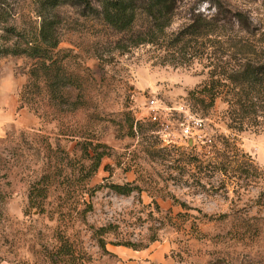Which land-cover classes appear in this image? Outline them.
Masks as SVG:
<instances>
[{"label":"rangeland","instance_id":"obj_1","mask_svg":"<svg viewBox=\"0 0 264 264\" xmlns=\"http://www.w3.org/2000/svg\"><path fill=\"white\" fill-rule=\"evenodd\" d=\"M220 1L264 48V0ZM89 2L0 0V106L37 119L0 135V264H264V130L196 91L202 63H158Z\"/></svg>","mask_w":264,"mask_h":264},{"label":"trees","instance_id":"obj_2","mask_svg":"<svg viewBox=\"0 0 264 264\" xmlns=\"http://www.w3.org/2000/svg\"><path fill=\"white\" fill-rule=\"evenodd\" d=\"M59 1L41 0V6L46 10ZM79 1L89 9V0ZM201 3L213 5L214 11L210 12L209 6L207 12L199 10ZM201 3L190 7L186 21L176 29L170 26L179 0H97L94 12L118 32H129L133 46L150 44L157 52L158 63H202L207 76L196 91L207 96L211 104L217 99L225 102L228 118L239 129L264 130V48L258 44L256 33L244 24L241 12L227 10L220 0ZM50 26L43 19L40 34L55 46ZM56 75L53 82L57 79L58 84ZM22 107L19 104L18 108ZM109 187L121 195L132 192L128 185Z\"/></svg>","mask_w":264,"mask_h":264},{"label":"crops","instance_id":"obj_3","mask_svg":"<svg viewBox=\"0 0 264 264\" xmlns=\"http://www.w3.org/2000/svg\"><path fill=\"white\" fill-rule=\"evenodd\" d=\"M18 106L17 96L15 100H11L9 104L0 106V135L7 123L15 122L21 127H26L37 122L36 117L32 113L24 108L19 109ZM136 255L137 256H132L129 252H125L123 256L130 257L133 259L132 262L134 263V259L139 257V254ZM119 257H121V255H119ZM132 262H129V264H132Z\"/></svg>","mask_w":264,"mask_h":264},{"label":"built area","instance_id":"obj_4","mask_svg":"<svg viewBox=\"0 0 264 264\" xmlns=\"http://www.w3.org/2000/svg\"><path fill=\"white\" fill-rule=\"evenodd\" d=\"M153 119H155V117H153ZM195 123L199 124L202 122V119H195L194 121ZM183 131H184V135L186 136V144L187 145H192L193 144V141L195 140L196 137H198V135H195V134H192L191 130L189 129L188 126H185V128H183Z\"/></svg>","mask_w":264,"mask_h":264}]
</instances>
